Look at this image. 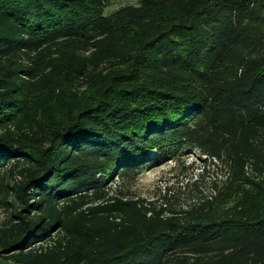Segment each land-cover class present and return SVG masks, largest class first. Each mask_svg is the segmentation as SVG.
<instances>
[{
    "label": "trees",
    "instance_id": "1",
    "mask_svg": "<svg viewBox=\"0 0 264 264\" xmlns=\"http://www.w3.org/2000/svg\"><path fill=\"white\" fill-rule=\"evenodd\" d=\"M110 1L0 0V260L264 264V0ZM61 41L113 70L65 58L33 83L24 56ZM89 83L64 121L38 112ZM188 151L223 169L189 209L109 192Z\"/></svg>",
    "mask_w": 264,
    "mask_h": 264
},
{
    "label": "rangeland",
    "instance_id": "2",
    "mask_svg": "<svg viewBox=\"0 0 264 264\" xmlns=\"http://www.w3.org/2000/svg\"><path fill=\"white\" fill-rule=\"evenodd\" d=\"M148 2V0H111L107 13H121L131 8H139ZM65 58L78 68L102 71L103 76L113 70L110 67V63H113L110 53L92 49L78 50L74 43L66 41H61L55 47L44 49L38 54L24 56L22 64L33 75V83H36L40 75L53 66L65 62ZM65 88L67 86L63 88L64 100L60 103L39 95L36 105L41 116L51 121H64L68 115L74 114L75 106L88 103L89 98L96 92L90 83L79 88H67V90ZM196 158V154L188 151L174 160L167 159L161 164L145 167L134 180L114 177L113 182L108 185L109 192L115 196L127 194L129 197L172 210L189 209L202 199V196L213 195L209 183L215 178L221 179L223 173L222 167L205 165ZM196 182L195 189L192 184ZM228 205L235 207L234 203ZM5 217V213L0 211V223ZM0 264L12 263L0 260Z\"/></svg>",
    "mask_w": 264,
    "mask_h": 264
}]
</instances>
